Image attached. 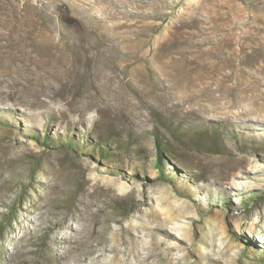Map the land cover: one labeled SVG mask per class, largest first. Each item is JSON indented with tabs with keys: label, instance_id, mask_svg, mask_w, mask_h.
<instances>
[{
	"label": "rangeland",
	"instance_id": "rangeland-1",
	"mask_svg": "<svg viewBox=\"0 0 264 264\" xmlns=\"http://www.w3.org/2000/svg\"><path fill=\"white\" fill-rule=\"evenodd\" d=\"M0 226V264H264V0H0Z\"/></svg>",
	"mask_w": 264,
	"mask_h": 264
},
{
	"label": "trees",
	"instance_id": "trees-1",
	"mask_svg": "<svg viewBox=\"0 0 264 264\" xmlns=\"http://www.w3.org/2000/svg\"><path fill=\"white\" fill-rule=\"evenodd\" d=\"M47 140V137H44V141H46ZM158 143H156V145H155V148H156V154H157V165H160V162H161V160H162V153L160 152V148H162V150L164 151V150H167V147L165 146V144L162 142V141H157ZM214 143V142H213ZM100 145H96V148L98 149V150H100V153H102V155H106L107 154V149H101V146L99 147ZM160 147V148H159ZM1 226H0V230H1Z\"/></svg>",
	"mask_w": 264,
	"mask_h": 264
}]
</instances>
